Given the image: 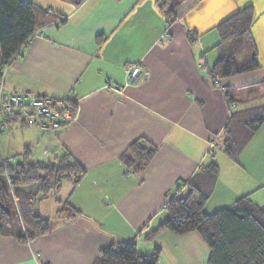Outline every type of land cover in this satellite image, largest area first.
Wrapping results in <instances>:
<instances>
[{
  "label": "crops",
  "instance_id": "crops-1",
  "mask_svg": "<svg viewBox=\"0 0 264 264\" xmlns=\"http://www.w3.org/2000/svg\"><path fill=\"white\" fill-rule=\"evenodd\" d=\"M30 1L40 28L7 65L4 90L68 97L78 115L56 133L26 125L21 113L2 117L0 157L46 164L67 152L85 174L75 185L70 179L63 199L34 204L47 233L27 243L0 237V264H92L100 249L131 239L140 255L159 248L156 264H207L208 247L195 232L144 237L164 219L166 201L185 195V182L210 161L218 173L206 213L242 196L264 205V122L236 160L222 150L230 115L264 105V0H168L170 23L155 0ZM247 5L259 67L212 80L215 26ZM132 64L146 76L124 85ZM138 138L156 153L127 172L119 156ZM65 201L74 215L58 212Z\"/></svg>",
  "mask_w": 264,
  "mask_h": 264
},
{
  "label": "trees",
  "instance_id": "trees-1",
  "mask_svg": "<svg viewBox=\"0 0 264 264\" xmlns=\"http://www.w3.org/2000/svg\"><path fill=\"white\" fill-rule=\"evenodd\" d=\"M65 1L75 5L80 2ZM155 1L170 23L175 16L168 0ZM35 11L36 6L30 0H0V79L12 55L16 52L20 55L21 45L27 44L28 38L40 28L35 20ZM253 16L252 6L247 5L215 26L219 36L215 47L220 55L208 71L212 80L259 67L250 32ZM101 40V36H96L97 43ZM224 93L227 102L232 103L228 90ZM263 122L264 105L232 113L222 132L223 152L236 160ZM155 153V147L138 138L125 148L119 159L125 170L133 173L144 169ZM217 173V164L210 161L188 179L185 195L166 201L164 219L144 238L153 239L162 231L176 235L195 232L208 247L207 264H264V205L254 204L242 196L212 213L204 211ZM84 174L85 169L67 152L46 164L13 163L0 157V237L11 236L27 243L35 236L47 233L49 221L34 211V204L57 190L62 180L69 178L75 185ZM8 203L17 216L16 222L12 220ZM75 211L66 201L58 210L69 215H74ZM158 257L159 248H154L150 254L140 255L133 239L117 240L100 249L92 264H156Z\"/></svg>",
  "mask_w": 264,
  "mask_h": 264
},
{
  "label": "built area",
  "instance_id": "built-area-1",
  "mask_svg": "<svg viewBox=\"0 0 264 264\" xmlns=\"http://www.w3.org/2000/svg\"><path fill=\"white\" fill-rule=\"evenodd\" d=\"M33 35L28 38V42ZM168 38L169 35L166 34L165 39L167 40ZM27 44L21 45L20 49L22 50ZM18 55L17 52L12 55L10 62ZM6 67H4L0 79V131L6 127L5 121L1 120V118H9L17 113L23 114L26 125L35 126L44 133H56L77 119L76 103L68 97L55 98L34 95L23 90L5 91L3 76ZM145 76L146 74L137 64H132L126 70L124 85L136 84L142 81ZM110 89L118 90L117 88Z\"/></svg>",
  "mask_w": 264,
  "mask_h": 264
},
{
  "label": "rangeland",
  "instance_id": "rangeland-1",
  "mask_svg": "<svg viewBox=\"0 0 264 264\" xmlns=\"http://www.w3.org/2000/svg\"><path fill=\"white\" fill-rule=\"evenodd\" d=\"M256 17H257V15H256ZM254 86H255V85H254ZM256 86H257V84H256ZM256 86H255V91L257 90V87H256ZM259 101L262 102V101H261V98L255 99V100L252 101V102L259 103ZM249 103H251V102H249ZM249 103L245 102V104H249ZM255 103H254V104H255ZM243 104H244V102H243ZM240 105H242V104H240ZM70 181H71L70 179L62 180V181H61V186H60L57 190H54V191L52 192L51 195H49V196L46 197L45 199L40 200V203H41L42 205L44 204V207H45V204H48V203H47V202H48V198H52L51 200L63 199V197L68 193V191H69V189H70V186H69ZM68 186H69V187H68ZM49 200H50V199H49ZM61 201H63V200H61ZM43 202H44V203H43ZM49 202H53V201H49ZM7 207H8V209H9V211H10V215H11V217H12V220L14 219V221L16 222V220H17V216H16V214H15L13 208L10 206L9 203L7 204ZM46 207H48V205H46Z\"/></svg>",
  "mask_w": 264,
  "mask_h": 264
}]
</instances>
